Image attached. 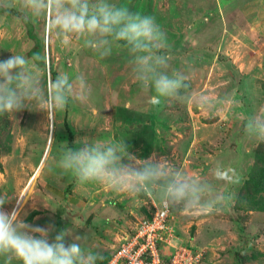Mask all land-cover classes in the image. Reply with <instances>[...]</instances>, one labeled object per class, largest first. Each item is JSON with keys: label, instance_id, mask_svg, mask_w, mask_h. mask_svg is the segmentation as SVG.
Instances as JSON below:
<instances>
[{"label": "rangeland", "instance_id": "obj_1", "mask_svg": "<svg viewBox=\"0 0 264 264\" xmlns=\"http://www.w3.org/2000/svg\"><path fill=\"white\" fill-rule=\"evenodd\" d=\"M114 2L156 17L171 45L170 71L186 72L193 97L207 94L213 107L201 111L194 103L168 102L153 108L151 93L132 79L129 54L119 43L111 56L101 58L80 40L61 46L43 20L26 24L16 13L0 15V60L11 51L32 57V30L47 57L41 79L83 75L91 89L86 104L70 102L56 113L53 137L44 112L25 109L0 117V195L28 197H14L5 210L20 202L25 222L54 228L50 239L72 229L69 242L87 235L83 246L104 257L159 204L147 196L79 184L61 173L57 160L62 148L82 147L79 141L85 139L126 140L138 159L165 158L212 182L217 193L232 194L219 213H173L178 240L202 254L198 264H264V143L244 131L249 115H264V0ZM217 166L234 168L238 183L215 180Z\"/></svg>", "mask_w": 264, "mask_h": 264}, {"label": "clouds", "instance_id": "obj_2", "mask_svg": "<svg viewBox=\"0 0 264 264\" xmlns=\"http://www.w3.org/2000/svg\"><path fill=\"white\" fill-rule=\"evenodd\" d=\"M13 13L26 24L43 20L49 37L61 46L80 40L101 58L111 56L114 43H119L129 54L132 79L143 92L151 93L148 103L153 108L168 102L194 103L201 111L213 107L207 94L193 97L186 72L170 71L171 45L155 16L134 12L114 0H0V15ZM11 53L0 60V117H13L25 109L44 112L52 136L56 113L70 102L86 104L91 89L83 75L60 73L42 80L39 68L47 66V57ZM244 131L250 139L264 143V115H249ZM125 141H79L82 147L60 150L57 167L79 184L95 183L115 193L154 198L164 212L219 213L233 200L231 193H217L212 182L165 158L138 159ZM213 176L229 184L239 181L234 168L217 166ZM14 197L28 199L0 195V264H98L103 259L99 252L83 246L87 235H75L69 242L66 238L73 230L62 229L50 239L54 228L25 222L19 202L6 211L4 206Z\"/></svg>", "mask_w": 264, "mask_h": 264}, {"label": "built area", "instance_id": "obj_3", "mask_svg": "<svg viewBox=\"0 0 264 264\" xmlns=\"http://www.w3.org/2000/svg\"><path fill=\"white\" fill-rule=\"evenodd\" d=\"M173 213L156 207L150 218L141 221L143 226L112 251L107 264H198L202 254L178 240Z\"/></svg>", "mask_w": 264, "mask_h": 264}, {"label": "trees", "instance_id": "obj_4", "mask_svg": "<svg viewBox=\"0 0 264 264\" xmlns=\"http://www.w3.org/2000/svg\"><path fill=\"white\" fill-rule=\"evenodd\" d=\"M30 28H31V26H30ZM30 37H32L33 39H36V45H35V47L33 49V52L31 53V56H33L34 54H37V53L40 54L41 50H42V44H41L40 39L36 38V36L32 33V30H30ZM53 76H55V73H53ZM262 189H264V185L261 186L260 190H262ZM152 214H153V212L147 218H150L152 216ZM239 228H240V230L243 229L242 226H240ZM178 235H179V232H178ZM111 255H112V251L109 252V253H106L105 256L103 257V259L100 261V264H107V262L110 259Z\"/></svg>", "mask_w": 264, "mask_h": 264}, {"label": "bare ground", "instance_id": "obj_5", "mask_svg": "<svg viewBox=\"0 0 264 264\" xmlns=\"http://www.w3.org/2000/svg\"><path fill=\"white\" fill-rule=\"evenodd\" d=\"M20 203V202H19Z\"/></svg>", "mask_w": 264, "mask_h": 264}]
</instances>
